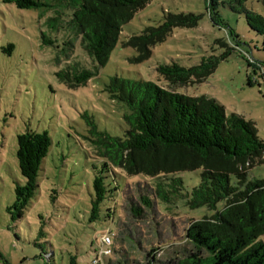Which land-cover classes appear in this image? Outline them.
<instances>
[{"label":"rangeland","instance_id":"obj_1","mask_svg":"<svg viewBox=\"0 0 264 264\" xmlns=\"http://www.w3.org/2000/svg\"><path fill=\"white\" fill-rule=\"evenodd\" d=\"M237 0H153L125 24L120 40L105 65L93 60L82 37L71 24L70 11L60 25L51 9H23L0 0V264H173L209 255L187 237L189 228L215 211L191 208L184 197L148 207L149 177L107 173V182L120 186L115 200L101 206L91 220L94 177L104 157L89 132L87 117L100 131L122 136L127 107L107 91L112 77L145 80L166 86L160 64H198L204 57L231 55L201 84L178 92L209 95L219 100L227 114L238 113L252 121L264 140V36L233 9ZM249 10L264 17V0H245ZM167 12L202 15L193 28L177 27L165 42L153 47L150 58L133 59L137 51L124 42L146 27L158 25ZM227 45L221 46L218 40ZM10 46H13L11 48ZM75 68L96 71L91 80L70 86L58 73ZM32 129L47 131L52 145L39 174V188L23 216L12 218L9 207L15 188L24 184L17 151L18 134ZM201 169L179 173L190 191L201 182ZM264 179V162L249 172ZM145 187V188H144ZM223 204H220V207ZM141 208V215L134 213ZM105 234L113 238L110 258L100 254ZM264 242V234L258 239ZM44 251H54L50 263ZM191 259H190V258ZM99 259L100 262L95 263ZM154 259V262H153Z\"/></svg>","mask_w":264,"mask_h":264},{"label":"trees","instance_id":"obj_2","mask_svg":"<svg viewBox=\"0 0 264 264\" xmlns=\"http://www.w3.org/2000/svg\"><path fill=\"white\" fill-rule=\"evenodd\" d=\"M3 1L23 9L53 10L56 16L49 22L56 28L70 11L71 24L81 35L90 57L105 65L120 40L123 26L153 0ZM244 1L237 0L233 9L244 13L249 26L264 36V17L246 8ZM201 18L196 13L167 12L161 23L146 27L124 44L137 51L134 61L143 62L175 28L196 27ZM218 43L227 45L221 39ZM233 50L227 47L220 57L207 56L192 66L179 62L160 64L158 72L166 82L163 87L152 81L119 76L110 79L106 89L111 98L127 107L126 127L122 136H113L100 131L94 119L87 117L91 137H95L93 141L104 157L93 181L92 221L100 217L106 200L116 199L120 188L107 182V173L115 180L121 174H142L150 178L145 184L151 188L150 197H143L148 207H153L154 200L172 203L184 197L191 208L215 211L212 216L197 220L187 233L195 247L206 249L209 255L193 254L194 261L187 264H264V242L258 240L264 234V179L249 178L250 170L264 162V140L252 121L238 113L227 114L216 98L177 91L179 87L206 81ZM97 72L98 68H75L61 71L58 76L76 87L86 84ZM51 145L47 131L28 129L18 134L17 157L25 183L16 186V200L9 207L15 220L23 216L39 188V174ZM198 169L202 170L201 182L189 191L179 173ZM134 213L141 215L142 209L135 208ZM54 255V251L43 252L48 263ZM185 261L173 264H186ZM75 263L73 259L69 264Z\"/></svg>","mask_w":264,"mask_h":264},{"label":"built area","instance_id":"obj_3","mask_svg":"<svg viewBox=\"0 0 264 264\" xmlns=\"http://www.w3.org/2000/svg\"><path fill=\"white\" fill-rule=\"evenodd\" d=\"M103 244H104V248L101 249V252L100 254L101 255H106V256H109L113 253V250H112V243H113V238L110 234H105L104 237H103V240H102ZM100 262L99 259H97L95 261V263H98Z\"/></svg>","mask_w":264,"mask_h":264}]
</instances>
